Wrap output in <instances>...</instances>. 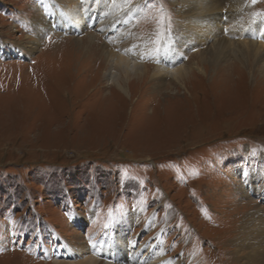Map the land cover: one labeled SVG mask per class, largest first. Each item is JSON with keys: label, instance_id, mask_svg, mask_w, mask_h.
Listing matches in <instances>:
<instances>
[{"label": "rangeland", "instance_id": "374dc122", "mask_svg": "<svg viewBox=\"0 0 264 264\" xmlns=\"http://www.w3.org/2000/svg\"><path fill=\"white\" fill-rule=\"evenodd\" d=\"M57 1L0 0V264L73 261L79 246L113 238L138 246L117 255L124 264L159 252L168 264H242L247 250L238 254L236 239L246 236L248 214L264 210V80L232 53L201 61L199 49L217 39L207 34L176 58L191 67L185 88L158 80L168 63L154 54L144 77L130 75L126 96L110 84L103 47L124 51L147 39L158 49L176 38L178 0H108L111 11H130L117 36L99 27L113 13L99 16L97 0L64 1L92 18L90 28L41 25ZM243 8L249 24L264 20V0Z\"/></svg>", "mask_w": 264, "mask_h": 264}, {"label": "bare ground", "instance_id": "6f19581e", "mask_svg": "<svg viewBox=\"0 0 264 264\" xmlns=\"http://www.w3.org/2000/svg\"><path fill=\"white\" fill-rule=\"evenodd\" d=\"M64 1L69 3V6H79V3H81L82 7H84L87 3L86 0H58L56 3H51L50 6H46V10H49L51 14L54 12L56 15L49 20H46L43 15H40V20L42 22L41 25H47L51 29L52 25L54 29V27H59L62 23L64 26H61V28L70 33L84 29V21H90L86 27L90 28L92 18L89 20H83L78 14L77 16H74L69 10H67V12L65 9L67 5ZM97 1L100 2H98L95 11L99 13V16H101L102 11L108 13V15L104 13V18H108V16L113 13L111 18L106 19L108 20L107 22L100 23L99 27L102 31L106 33L112 31L117 36L122 30V34H125V27L130 18V11H122L121 13H119L120 10L111 11L112 9L109 5L111 0L109 2H107L108 0ZM245 1L246 0H178V10L183 15V23L180 28L182 31L178 30L180 32L177 33L176 38L170 36L166 37L160 44L162 47L158 46V49H156V45L155 47L148 46L147 39V41H139L136 45L126 48L124 51H120L113 42H110L114 46L112 49L103 47L104 53H106L107 58H109L113 65L112 70L107 71L110 84H114V86H116L124 95L130 96L129 85L132 81L135 82L136 80L129 79L131 77L130 75L133 74L135 77L137 76L138 79L139 77H144L147 74L144 63L145 59L153 57L154 54L155 56L158 54L157 56L163 58L162 63H168V67L159 68L156 72L159 73L157 75L158 80L161 81L164 80L165 77L170 76L178 83H182L181 87L185 88L186 83L183 82L187 81L186 79L188 78L191 67L189 68L187 65L179 66L178 64H175L176 58L183 56V51L188 49L193 43H198V45L201 46L204 45L201 43H204L203 39H205L207 34H213L217 39L205 49H199L198 54L201 57V61H206L210 64L215 62V64H218V61L226 58V54L232 53V55H234L232 61L238 68L246 69L251 74L257 75V78L261 77V79L264 80V40L262 39L259 42L250 39L248 40L250 36H254L258 33H260L261 36L264 35V20L260 19L257 21V19H254L255 21H252V14H249L252 23L249 24V21H247L246 18H243V15L241 16L242 12H245V9L243 8ZM101 2L104 4L102 5ZM223 8H226L229 11V14L223 13L226 15V24L222 14ZM224 24L226 25V31H219L220 25L223 26ZM232 35H235V38L237 39L232 41ZM94 36L95 34L89 33L90 39H94ZM119 39L121 38L119 37ZM39 44L38 41L33 42L34 47L32 48V53L38 50L37 47ZM154 50H159V53H155ZM261 62L262 66L257 68L256 65ZM197 65L198 69L203 73L202 77L208 75V72L204 70L205 68L203 65L202 68L200 63H197ZM243 74L245 76L244 84H246L245 82H248L247 78L250 75L248 74V76L244 72ZM240 82L241 83L238 85L242 86L243 81L241 80ZM164 85H167V83H164ZM249 217L250 219H248ZM247 219L248 220L243 223L244 229L241 234L246 236L241 239H236V245L238 246L237 252L239 254L240 251L245 252L247 250L246 255L242 257L244 261L242 264H264V210L255 209L251 211L248 214ZM251 220L252 223H250ZM112 241V244L100 242L101 244H95L94 247L81 245L76 248V251L74 252L77 254L75 256L77 258H73V261L71 259L69 261L57 260L56 264H100L99 256L102 255V253L105 258L108 256L110 258L108 259L110 261H106L105 264H124L127 262L122 260L117 261V255L123 257L121 256V253L126 252V257H128L133 254L132 252H137L139 250L137 249L138 246H136V248L134 247L135 243L132 241L127 243L124 241L118 242L115 241V238H113ZM233 243L235 244L236 242ZM146 255L147 254L145 253L146 262L140 257L135 262L138 264H168L171 262L164 259L163 256L160 255V252L154 257H148L149 255ZM125 259L127 260V258ZM133 260L134 259L129 260L128 263H131ZM165 261L167 262L164 263Z\"/></svg>", "mask_w": 264, "mask_h": 264}, {"label": "snow or ice", "instance_id": "6c2138e0", "mask_svg": "<svg viewBox=\"0 0 264 264\" xmlns=\"http://www.w3.org/2000/svg\"><path fill=\"white\" fill-rule=\"evenodd\" d=\"M253 2H255V0H253ZM146 6H147V0H146ZM153 6H155V5H153Z\"/></svg>", "mask_w": 264, "mask_h": 264}]
</instances>
